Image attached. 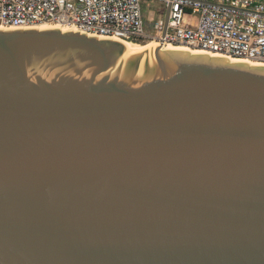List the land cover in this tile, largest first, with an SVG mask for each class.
I'll use <instances>...</instances> for the list:
<instances>
[{
    "label": "water",
    "instance_id": "water-1",
    "mask_svg": "<svg viewBox=\"0 0 264 264\" xmlns=\"http://www.w3.org/2000/svg\"><path fill=\"white\" fill-rule=\"evenodd\" d=\"M158 46L0 30V264H264V67Z\"/></svg>",
    "mask_w": 264,
    "mask_h": 264
},
{
    "label": "built area",
    "instance_id": "built-area-1",
    "mask_svg": "<svg viewBox=\"0 0 264 264\" xmlns=\"http://www.w3.org/2000/svg\"><path fill=\"white\" fill-rule=\"evenodd\" d=\"M50 24L87 37L180 44L264 64V0H0V29Z\"/></svg>",
    "mask_w": 264,
    "mask_h": 264
},
{
    "label": "bare ground",
    "instance_id": "bare-ground-1",
    "mask_svg": "<svg viewBox=\"0 0 264 264\" xmlns=\"http://www.w3.org/2000/svg\"><path fill=\"white\" fill-rule=\"evenodd\" d=\"M35 29H39V30L57 29V30H60L62 32L73 31V29L60 27L58 25H52V24L42 25V26H39ZM0 30L9 31L6 29H0ZM100 40H104V39H100ZM115 40L122 43L123 45H125L129 49V55H128L127 59L138 56V55L147 54V51L150 52V49L156 44L159 45L158 50H161V51H179V52H187L188 54H191V55H207L209 57H216L215 55H211V54L206 53L202 50L192 49V48H189L185 45H180V44L157 43L155 41H148V42H145L146 44L142 45V44L134 43L131 41H124V40H118V39H115ZM153 49L155 50V48H153ZM220 58H224V59L228 60V62H231V63H244V64H247V65L253 66V67H264V64L253 63V62L246 61V60L233 59V58H229V57H220Z\"/></svg>",
    "mask_w": 264,
    "mask_h": 264
},
{
    "label": "rangeland",
    "instance_id": "rangeland-1",
    "mask_svg": "<svg viewBox=\"0 0 264 264\" xmlns=\"http://www.w3.org/2000/svg\"><path fill=\"white\" fill-rule=\"evenodd\" d=\"M152 13H153V15L155 16V14H156V9H154V11H153ZM158 17L164 20V18H165V14H164V13H159ZM134 43H139V44H142V45L146 44L145 42H134Z\"/></svg>",
    "mask_w": 264,
    "mask_h": 264
}]
</instances>
